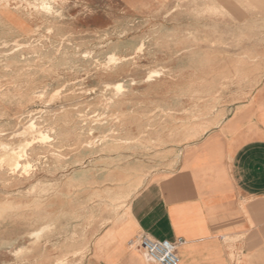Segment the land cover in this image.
<instances>
[{"label":"rangeland","instance_id":"374dc122","mask_svg":"<svg viewBox=\"0 0 264 264\" xmlns=\"http://www.w3.org/2000/svg\"><path fill=\"white\" fill-rule=\"evenodd\" d=\"M261 86L264 0H0V264L95 260Z\"/></svg>","mask_w":264,"mask_h":264},{"label":"crops","instance_id":"0c3cea01","mask_svg":"<svg viewBox=\"0 0 264 264\" xmlns=\"http://www.w3.org/2000/svg\"><path fill=\"white\" fill-rule=\"evenodd\" d=\"M127 224L87 264H154L142 234L182 240L179 264H264V86L135 196Z\"/></svg>","mask_w":264,"mask_h":264},{"label":"built area","instance_id":"2783aa9c","mask_svg":"<svg viewBox=\"0 0 264 264\" xmlns=\"http://www.w3.org/2000/svg\"><path fill=\"white\" fill-rule=\"evenodd\" d=\"M182 243V240L177 243L158 241L142 234L132 245L143 250L147 258L154 264H179L180 258L177 251Z\"/></svg>","mask_w":264,"mask_h":264}]
</instances>
